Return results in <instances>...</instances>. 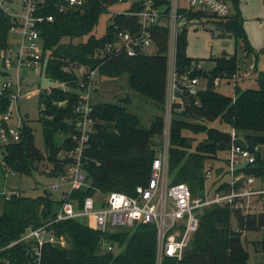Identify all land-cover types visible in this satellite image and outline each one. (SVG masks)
Listing matches in <instances>:
<instances>
[{
  "label": "trees",
  "instance_id": "1",
  "mask_svg": "<svg viewBox=\"0 0 264 264\" xmlns=\"http://www.w3.org/2000/svg\"><path fill=\"white\" fill-rule=\"evenodd\" d=\"M52 3L48 13L54 21L43 26L45 75L54 82L64 83L68 88H53L40 93V117L47 153L37 148L33 130L23 124L20 140L6 145L0 168L12 173L31 175L44 161L52 165L49 176L66 174L70 163L60 152L74 148L72 136L77 133L75 122L80 77L76 69L85 66L88 71L98 69L103 77L117 78L128 75L132 89L163 106L168 93V49L169 29L153 28L157 52L148 54L139 51L135 56L126 53L108 52V44L116 41L114 25L137 31L136 17L126 14L112 15L106 32L96 36L94 30L99 17L120 0H87L80 8H69L59 12L53 6L65 4V0H48ZM228 1V0H227ZM235 13L217 21L224 30L243 42V51L249 57L254 48L248 42L244 19L239 10V0H229ZM143 1L134 2L130 11H138ZM156 5L170 8L169 0H155ZM189 22L212 16L203 12L180 11ZM8 35L7 23L0 22V46L4 47ZM187 25L180 27L176 41V71L184 107L174 110L171 121L169 146V177L172 182L187 183L193 195L205 188L207 161L222 165L231 145L229 133L214 127L219 123L235 128L246 145L256 153L255 166L249 170L257 176L264 174V160L256 150L264 146V75L258 76V88L242 90L236 87L235 96L221 93L215 86L216 78L233 79L238 71V57L225 55L216 58L211 70L198 68L199 60L187 55ZM69 39V42L65 40ZM74 39L81 40L74 43ZM85 39V40H84ZM205 78L208 85L197 95L189 94L182 86L186 79ZM10 98L0 95V112L6 114ZM180 107L179 104L175 105ZM95 131L91 135L90 147L85 151L87 180L92 187L75 190L71 198L80 206L95 189L103 193L112 191L134 195L138 186H147L151 178L152 163L156 157V139L162 135L163 121L153 122L148 129L139 125V117L131 113L125 104H95L93 110ZM187 130L202 134L204 139L193 146V139L184 135ZM60 134L66 138L57 141ZM223 168L217 169L215 181ZM95 189H94V188ZM59 193L45 190L38 197L23 194L12 195L2 203L0 212V264H156L157 227L150 223L135 224L114 230H95L84 219L74 218L56 221L62 200ZM235 218L237 227L232 226ZM264 227V215L244 213L213 205L203 209L194 239L182 260L166 257L162 264H250V253L243 244L246 232ZM45 228L57 239L63 238L68 246L47 242L38 259L36 238L21 240L29 229ZM103 242L115 249L107 250ZM123 249L116 253V248ZM264 256V236L259 246ZM264 264V263H263Z\"/></svg>",
  "mask_w": 264,
  "mask_h": 264
},
{
  "label": "built area",
  "instance_id": "2",
  "mask_svg": "<svg viewBox=\"0 0 264 264\" xmlns=\"http://www.w3.org/2000/svg\"><path fill=\"white\" fill-rule=\"evenodd\" d=\"M86 1L65 0V4H55L53 7L63 12L69 8L83 7ZM122 1L125 0H120ZM140 1H143L140 10L129 9L123 12L137 18L139 29L133 31L114 25L116 41L108 44L107 51L126 53L129 56H135L139 51L148 53L147 50L155 46L153 28H168V73L173 77V86L178 91L172 99L180 98L184 90L179 88L177 79L176 41L180 24L186 22L180 11L203 12L222 19L229 17L232 9L227 0H172L169 9L165 5H156L155 0ZM49 7H52V3L48 0H0V22L5 20L8 28L6 44L4 47L0 46L4 77L0 95L9 96L10 105L33 91L40 94L42 91L50 92L53 88L70 89L60 82H56L55 86L41 88V84L33 78L36 74L46 77L47 57L44 56L42 28L55 19L54 14L48 13ZM23 69L30 73H25ZM76 72L80 77V84L75 89L79 94L76 107L78 117L75 122L77 133L71 140L75 145L73 149L65 151V157L62 156L70 163L66 166V174L60 177L61 183L51 186L53 192L61 194L62 200L56 221L81 218L90 222L86 223L90 228L101 231L131 227L140 223L154 224L157 227L156 264H162L166 257L178 261L184 258L198 229L200 215L206 207L219 205L241 209L244 213L264 215V174L257 176L249 173L255 166L257 156L235 128L225 130L231 138L226 161L218 168L212 164L206 165L205 188L199 195L194 196L187 183H174L169 177L168 128L165 144L153 160L151 178L147 186H138L134 195L120 191L103 193L93 187L94 193L87 196L80 206L71 195L75 190L92 187L87 180L85 151L90 147L91 135L95 131V120L92 116L94 105L91 100L94 90L101 83V76L98 69L88 71L85 66H80ZM200 81V78L186 79L182 86L189 94L197 95L200 90L205 89L201 88ZM219 81H214L215 86L219 85ZM31 87H36V90H31ZM10 115L9 110L0 118V156H3L6 145L20 140V129L10 126L7 122ZM219 168H223L220 175L209 185ZM0 194L9 199L18 193L0 190ZM33 237L38 241L35 251L38 259L45 243L57 244V238L45 228L29 229L21 240ZM103 247L112 251L115 249L108 242H103Z\"/></svg>",
  "mask_w": 264,
  "mask_h": 264
},
{
  "label": "rangeland",
  "instance_id": "3",
  "mask_svg": "<svg viewBox=\"0 0 264 264\" xmlns=\"http://www.w3.org/2000/svg\"><path fill=\"white\" fill-rule=\"evenodd\" d=\"M136 1L140 0H125L111 5L108 8V11L99 17L94 34L96 36L104 35L112 15L120 14L129 10L131 5ZM228 3L232 9V15L235 13V6L229 0ZM239 10L241 11L244 19V29L248 37V42L254 48V52L249 57H246V54L243 51V42L240 39L236 40V37L233 34L226 32L224 28L217 24V21L220 18L203 16L197 21L195 20L189 23L186 21L180 24V27L185 24L188 28L187 55L199 60L198 66L200 68L211 70L216 64V58L225 57V55L234 56L236 54L238 57L239 69L233 75V79H222L221 77L216 78L220 80V83L216 86V88L221 93L230 96H235L237 86H239L242 90L248 88H258V76L261 73L264 75V0H239ZM65 41L69 42L70 40L66 39ZM80 41L81 40L79 39L73 40L74 43H78ZM147 52L149 54H154L157 52V48L152 46L147 50ZM23 70L25 73H30L27 69ZM2 72L3 64L0 59V91L4 79ZM33 78L34 81L41 84V88L56 85V82L51 81L44 75L36 74ZM100 80V85L92 94V105L102 103L125 104L131 113L138 115L140 120L139 125L144 129H148L153 122L157 123L160 119H162V135L159 139H156V144H154L156 154H158L165 144L166 130H168V128L170 138V127L174 110L181 111L185 106L183 102L184 99L181 98L184 94L180 95V98L176 97L172 99V97L174 95L176 96L178 92L177 88L173 86V77L169 76L168 73V93L166 102L163 106L155 104L152 100L141 96L139 92L132 89L129 85L128 75H123L117 78L101 77ZM200 80L201 88H206L208 81L205 78H200ZM31 90H36V87H31ZM178 101L181 102L174 103ZM177 104H179L180 107H176L175 105ZM39 106L40 94L39 92L33 91L32 94L13 101L12 105L9 106L11 115L7 122L10 126L17 129L22 128L24 123L30 126L34 133V140L37 148L45 154L47 153V150L44 145L42 125L39 121ZM3 115L4 113L0 112V118ZM213 126L221 128L222 130L227 129V127L219 123H214ZM183 133L193 139L192 142L194 147L198 142L204 139V135L202 134H193L187 130ZM65 138V134H60L57 137V141L62 143ZM258 151L261 154V158L264 160V146H259ZM60 155L65 157V151L60 152ZM0 160L3 163L2 155L0 156ZM210 164L214 165L216 168L221 165L220 163L214 161L206 162V165ZM51 169L52 165L48 164L47 161L41 163L38 171H32L31 175L12 173L8 170L3 171L0 168V190L8 193L16 192L18 194L31 197L43 195L45 190L51 191L52 185L61 183L59 177L48 175V172ZM172 177L173 176H170V178ZM212 181H215V177L209 181V185ZM57 197L61 198V194H58ZM3 201L4 195L0 194V212ZM85 222L90 224L89 221ZM232 226L234 228L237 227L235 218H232ZM263 236L264 228L258 231L246 232L243 238V244L250 253V264L264 263L263 253L259 250ZM57 244L68 246V243L63 238L57 239ZM122 250L123 249L117 247L116 253Z\"/></svg>",
  "mask_w": 264,
  "mask_h": 264
},
{
  "label": "crops",
  "instance_id": "4",
  "mask_svg": "<svg viewBox=\"0 0 264 264\" xmlns=\"http://www.w3.org/2000/svg\"><path fill=\"white\" fill-rule=\"evenodd\" d=\"M228 84H229V82H228Z\"/></svg>",
  "mask_w": 264,
  "mask_h": 264
},
{
  "label": "water",
  "instance_id": "5",
  "mask_svg": "<svg viewBox=\"0 0 264 264\" xmlns=\"http://www.w3.org/2000/svg\"><path fill=\"white\" fill-rule=\"evenodd\" d=\"M202 195H203V193H202Z\"/></svg>",
  "mask_w": 264,
  "mask_h": 264
}]
</instances>
